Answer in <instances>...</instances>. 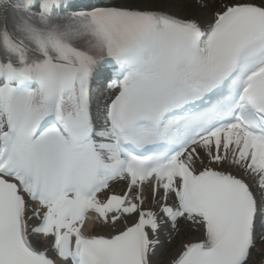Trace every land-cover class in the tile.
<instances>
[{"label":"snow or ice","instance_id":"snow-or-ice-1","mask_svg":"<svg viewBox=\"0 0 264 264\" xmlns=\"http://www.w3.org/2000/svg\"><path fill=\"white\" fill-rule=\"evenodd\" d=\"M0 264H264V0H0Z\"/></svg>","mask_w":264,"mask_h":264}]
</instances>
